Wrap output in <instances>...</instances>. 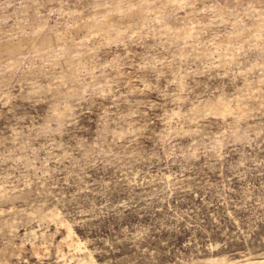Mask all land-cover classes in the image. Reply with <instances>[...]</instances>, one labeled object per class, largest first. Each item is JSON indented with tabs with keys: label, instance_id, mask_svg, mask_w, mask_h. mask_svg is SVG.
<instances>
[{
	"label": "rangeland",
	"instance_id": "374dc122",
	"mask_svg": "<svg viewBox=\"0 0 264 264\" xmlns=\"http://www.w3.org/2000/svg\"><path fill=\"white\" fill-rule=\"evenodd\" d=\"M0 264H264V0H0Z\"/></svg>",
	"mask_w": 264,
	"mask_h": 264
}]
</instances>
